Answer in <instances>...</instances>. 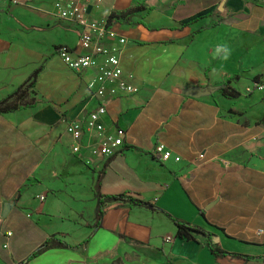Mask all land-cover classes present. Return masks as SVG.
Segmentation results:
<instances>
[{
	"label": "crops",
	"instance_id": "1",
	"mask_svg": "<svg viewBox=\"0 0 264 264\" xmlns=\"http://www.w3.org/2000/svg\"><path fill=\"white\" fill-rule=\"evenodd\" d=\"M54 1L0 5V264H264V89L245 92L264 84V0L87 2L137 88L106 82L102 99L95 69L57 55L84 50ZM99 103L106 129L127 131L111 156L66 131ZM98 191L151 207L105 200L97 225ZM174 221L206 234L178 237Z\"/></svg>",
	"mask_w": 264,
	"mask_h": 264
},
{
	"label": "built area",
	"instance_id": "2",
	"mask_svg": "<svg viewBox=\"0 0 264 264\" xmlns=\"http://www.w3.org/2000/svg\"><path fill=\"white\" fill-rule=\"evenodd\" d=\"M10 1L16 3V0H0V5L3 2ZM102 0H55L53 2V10L56 16L61 19L73 21L79 27L78 43L84 53L73 55L66 47L61 46L57 49V55L64 63L73 71L93 68L96 70V77L99 79V85L94 90L95 96L103 98L105 92V83L117 81V88L111 89V92H120L122 94H133L137 88L133 85L119 81V76L122 72L119 59L118 48L105 45L102 43V38L108 36L109 31L104 26L96 22H89L86 18V3L99 5ZM120 43L124 39H119ZM264 89L263 83H253L245 88L246 93H251L254 90L261 91ZM106 109L103 103H99L81 121L67 122L66 131L68 133H84L95 137L94 152L102 156L114 155L123 145L127 137V131L115 127L107 130L102 117ZM153 155L160 158L170 157L171 153L164 147L163 144H157L153 149ZM202 157V154H199ZM43 199V196H39ZM261 233L262 230H258ZM172 239L166 237L165 241L169 242ZM264 257V254H263ZM245 264H250L245 262Z\"/></svg>",
	"mask_w": 264,
	"mask_h": 264
},
{
	"label": "trees",
	"instance_id": "3",
	"mask_svg": "<svg viewBox=\"0 0 264 264\" xmlns=\"http://www.w3.org/2000/svg\"><path fill=\"white\" fill-rule=\"evenodd\" d=\"M108 20L111 19V16H108L107 18ZM232 79H229L226 81V83L224 85H222L220 88L222 89H226L228 90V83L231 81ZM227 84V85H226ZM229 93L232 94L231 91H228ZM97 197H98V211H97V225H99L101 216H102V205L104 203L105 200H128L132 203H137V204H142L148 207H151V205L145 201H141V200H137V199H132L129 197H125V195L123 194H118V195H101L100 192H97ZM176 227H177V236L181 237V238H192V233H203L206 234L203 230L201 229H197L194 227H190L189 225L185 224V223H181L179 221H174ZM60 244L62 245H67L64 242H60ZM46 246V244H43L41 247H39L37 249L36 252L42 250L44 247ZM213 252H215L214 250H212ZM33 253V255L35 254ZM235 256H239V255H235Z\"/></svg>",
	"mask_w": 264,
	"mask_h": 264
},
{
	"label": "clouds",
	"instance_id": "4",
	"mask_svg": "<svg viewBox=\"0 0 264 264\" xmlns=\"http://www.w3.org/2000/svg\"><path fill=\"white\" fill-rule=\"evenodd\" d=\"M230 49L227 48L224 45H218L215 49H214V56L218 57L222 60H227L230 56Z\"/></svg>",
	"mask_w": 264,
	"mask_h": 264
},
{
	"label": "water",
	"instance_id": "5",
	"mask_svg": "<svg viewBox=\"0 0 264 264\" xmlns=\"http://www.w3.org/2000/svg\"><path fill=\"white\" fill-rule=\"evenodd\" d=\"M214 89H200V88H190L185 94L193 97H201L209 95Z\"/></svg>",
	"mask_w": 264,
	"mask_h": 264
}]
</instances>
